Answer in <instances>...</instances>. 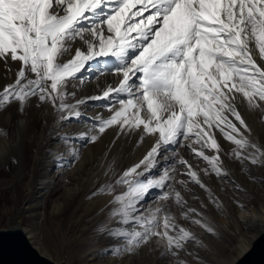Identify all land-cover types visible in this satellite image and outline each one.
Listing matches in <instances>:
<instances>
[{"label":"snow or ice","instance_id":"6c2138e0","mask_svg":"<svg viewBox=\"0 0 264 264\" xmlns=\"http://www.w3.org/2000/svg\"><path fill=\"white\" fill-rule=\"evenodd\" d=\"M257 56L264 61V0H0V61L20 62L15 81L0 90V112L16 103L23 113L35 97L37 106L52 107L58 124L91 121L83 133L50 134L71 153V163L79 159L76 140L95 143L114 126L139 131L141 142L155 137L146 155L122 173L110 163L105 175L115 179L93 193L112 197L95 231L114 242L104 250L113 256L134 254L155 238L161 257L174 258L173 264H188L181 252L203 264L186 248L189 242L203 247L202 241L177 222L167 202L185 208L176 185L188 190L191 181L221 205L178 149L187 146L202 158L205 174L226 177L218 130L241 165L264 164V149L250 139L237 108L246 101L264 112V64ZM85 72L92 80L111 74L116 81L99 95L77 98L69 88L82 83ZM101 100L107 118L82 110ZM54 154L63 160V153ZM177 164L189 180L177 179ZM181 217L219 235L194 208Z\"/></svg>","mask_w":264,"mask_h":264},{"label":"bare ground","instance_id":"6f19581e","mask_svg":"<svg viewBox=\"0 0 264 264\" xmlns=\"http://www.w3.org/2000/svg\"><path fill=\"white\" fill-rule=\"evenodd\" d=\"M257 62L264 64V61H260L258 56ZM92 63L93 65L95 64V62ZM19 67L20 62H12L9 60L6 66L4 61H0V85L4 82L6 83V81L13 83L16 79V72L18 71ZM83 75L85 79L82 83L80 81H73L75 87L69 88V91L76 92L77 98L99 95L109 84L114 85L116 81V77L111 74L101 76L98 80L91 79L93 74L88 75L87 73H83ZM105 103L106 101L103 100L89 101L84 106H82V110L88 117H94L97 114H102L105 118H107V114L109 112L102 107V105ZM37 104V98L33 97L31 106H28L23 113H15L12 108L13 105H10L6 110L1 112L0 125L18 126L16 127L11 138L4 136L0 139V167L3 166L6 159L9 158L17 149H25V151L31 153L32 171L34 172L38 170L39 175L44 177V181L40 180L41 182H39L37 186L34 187L35 191H24L28 201H26L23 207H21L28 212H32L31 210L35 208V211H38V213L42 214L43 216L48 210L50 216L54 217L55 223L59 222L62 225L64 224L65 236L73 241L74 239L82 236L85 232L93 231L96 228L98 222L107 216L109 209L105 208V205L108 204L112 197L109 195L100 194L93 196V193L96 192L101 185L112 182L115 179L112 172H108V174L105 175L109 164L115 159L108 158L109 155L107 154V159L104 161L102 160L100 163H95L93 156L91 155V151L85 146L92 143L85 144V142L82 140H76L74 142V146L79 150V159L74 163H71L73 159L71 153L66 148H64L63 145H57L54 141H52L50 139V134L54 131H60L68 135L83 133L87 131L91 121H85L84 119H81L79 121L70 120L63 122L62 124H58V117L56 113H52L47 110L49 109V106L46 107L40 104L37 106ZM237 108L240 111L242 118L246 121L249 128L251 129L250 139L253 142L258 143V145L264 149V137L261 136L259 130L260 125L254 122V120H257V118L254 119L257 112L256 110L260 111V109H250L247 106L246 101L238 104ZM253 112L255 113L254 115ZM259 113L257 114L259 115ZM232 119L233 122L237 123L238 125V122H236L234 118ZM249 120L254 122V125H251L253 123L249 124ZM29 125L52 126L41 141H39L37 144H30L29 141H27L26 134ZM134 132L138 137L141 136L139 131ZM216 136L223 141V152L226 157L230 158L231 156L229 153L234 146L229 141H226L218 130L216 131ZM145 138L146 141L142 144V146H138L139 150L143 147H148V151L149 145L152 146L155 143V137L145 136L144 139ZM132 140L134 139L131 138V142ZM49 148H53L54 153H63V160L58 162L55 154L49 153ZM183 148L190 150L187 146H184ZM206 154L211 155L212 153L210 151H206ZM104 158L105 157H103V159ZM114 170L117 173L115 164ZM247 173H249L251 181H248L247 179L246 180L256 186V191L254 189L248 191L244 190L243 192L241 191V194L238 198L239 202L237 203V208L234 210L232 216L233 224L238 228L241 227L242 229L247 230V232L241 234L238 245L232 247L229 254H220L219 250L212 249L208 258L210 264L233 263L247 248L251 246L259 230L264 229V169L252 167V171ZM220 180H222V178ZM242 184L239 182L237 183L239 186H242ZM3 185L4 184H2V186ZM157 191L158 190H153V196L156 195ZM72 198H75L74 200L78 199L79 202L83 200L84 203L83 206L74 207L73 214L69 216L67 211L71 207ZM91 198L94 200H90ZM10 208L11 207L8 205L6 198L0 192V213L3 214L4 218L8 221H10L9 215H11L9 210ZM102 208H104L103 212L100 211ZM224 208L225 206L221 205L219 209L223 210ZM8 228H20L23 230L31 243L39 250L41 254L54 260L52 258V247L44 241L41 233L36 227L28 225L27 227L23 228L22 223L11 221ZM59 258L60 259H58L56 262L62 263L63 261L61 260L64 257L60 256ZM87 261L88 260L83 261L80 259L79 263L88 264Z\"/></svg>","mask_w":264,"mask_h":264},{"label":"rangeland","instance_id":"374dc122","mask_svg":"<svg viewBox=\"0 0 264 264\" xmlns=\"http://www.w3.org/2000/svg\"><path fill=\"white\" fill-rule=\"evenodd\" d=\"M85 73L88 75L93 74L90 72ZM11 83L12 82L8 81H6V83L4 82L0 85V90ZM11 105H13L12 108L15 113L19 112L18 104L13 103ZM40 105L46 107L49 106V109L47 110L55 113L50 105ZM30 106L31 103L29 107ZM256 111V114L253 112V115L255 114L254 119L257 118V120L259 119L260 121L258 120V122L257 120H254V122L260 125L259 130L261 136L264 137V113L261 112V110ZM257 113H259V115ZM109 115L110 113L107 114V116ZM249 121V124L253 123L251 125H254V122H251V120ZM17 126L18 125H0V129L3 130L2 134L0 133V139L4 136L11 138ZM51 126L52 125H29L26 133L27 141H29L30 144H37L46 136ZM119 131L122 134L119 126L109 128L101 135L102 138L100 136L98 141L85 145L88 150L91 151L95 163H100L102 160L104 161L107 159V154L109 155L108 158L115 159L117 174L122 173L127 168L138 163L146 155L148 149V147H143L139 150L138 147L142 146L146 141V138L141 142L140 137L135 135L134 131L131 133L123 132L122 135ZM131 138L134 139L132 142ZM216 139L223 150V141L217 136ZM150 147L151 145H149V150ZM178 151L180 156L188 160L189 164L200 173L201 180L207 188L211 190L214 196L218 198L220 205L225 206L223 210L217 208L216 205L209 200L208 193L205 189L191 181H189L187 185L188 190H185L179 184L176 185V188L181 191L182 196L185 201H187V206L185 208L176 205L173 200L167 202L168 210L175 215L177 222L194 232L200 241H202L203 247L198 246L193 242H189L186 245L188 251L197 255L203 264H210L208 258L212 249L219 250L220 254H229L232 247L238 245L241 234L247 232V230L242 229L241 227L238 228L233 224L232 216L234 210L237 208V203L239 202L238 198L241 191L243 192L244 190L248 191L253 189L256 191V186L248 182L251 180L250 175L247 172L252 171V167L264 169V164L254 165L250 161H245L244 165H241V163L235 158L226 157L222 151L221 160L223 161V167L228 171L229 175L226 177H217L214 173L209 172L208 174H205L201 171L202 169L208 168V165L191 150L180 147ZM97 152L99 156L97 155ZM103 157L105 158L103 159ZM176 167L178 169L177 179L189 180L187 175L183 174L185 172V166L177 164ZM221 178L222 180H220ZM40 180L44 181V177L39 175L38 170L34 172L32 171L31 153L25 151V149L20 148L15 150L12 155L6 159L3 166L0 167V192L6 198L8 205L11 207L9 209L11 215H9L10 221H8L4 218V215L0 213V229H7L11 221L22 223L23 228L28 225L36 227L41 233L44 241L52 247V258L55 261H58V259H60L59 257L63 256L64 258L61 261L67 262L68 264H80V259L83 261L88 260V264H173L174 258L170 256L161 257L160 252L162 249H157L155 238H153L148 244L143 245L136 253H124L120 256H113L110 253H105L104 250L114 242L110 239L100 237L98 232L95 231L96 228L93 231L85 232L82 236L73 241L67 238L64 233V224L62 225L59 222L55 223L54 217L50 216L48 210L43 216L38 213V211H35V208L31 210L32 212H28L22 208L24 203L28 201L24 191H35L34 187L41 182ZM238 182L241 184L243 183L242 186L237 185ZM2 184L4 185L2 186ZM74 199L75 198H72L71 207L67 211L69 216L73 214L74 207L83 206L84 203L83 200L79 202L78 199ZM92 199L93 198L90 200ZM201 202H203L206 207H202ZM187 207L194 208L203 213V215L211 221L219 235L214 236L209 234L200 226L182 219L181 213L186 211ZM180 259L186 260L188 264H198L197 260L192 255H185L184 252L180 253Z\"/></svg>","mask_w":264,"mask_h":264},{"label":"water","instance_id":"95a60500","mask_svg":"<svg viewBox=\"0 0 264 264\" xmlns=\"http://www.w3.org/2000/svg\"><path fill=\"white\" fill-rule=\"evenodd\" d=\"M0 264H67L41 254L20 228L0 229ZM231 264H264V229Z\"/></svg>","mask_w":264,"mask_h":264}]
</instances>
